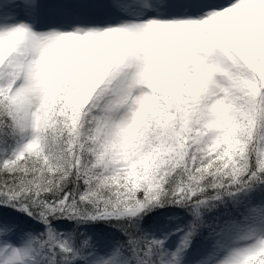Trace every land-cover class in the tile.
Returning a JSON list of instances; mask_svg holds the SVG:
<instances>
[{
	"label": "snow or ice",
	"instance_id": "1",
	"mask_svg": "<svg viewBox=\"0 0 264 264\" xmlns=\"http://www.w3.org/2000/svg\"><path fill=\"white\" fill-rule=\"evenodd\" d=\"M0 264H264V0H0Z\"/></svg>",
	"mask_w": 264,
	"mask_h": 264
}]
</instances>
